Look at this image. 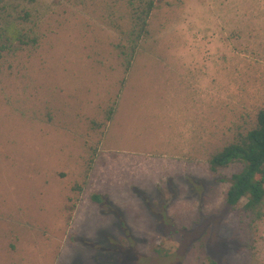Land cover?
<instances>
[{
    "label": "rangeland",
    "instance_id": "1",
    "mask_svg": "<svg viewBox=\"0 0 264 264\" xmlns=\"http://www.w3.org/2000/svg\"><path fill=\"white\" fill-rule=\"evenodd\" d=\"M6 4L0 264H264L209 162L264 107V0H156L129 68V0Z\"/></svg>",
    "mask_w": 264,
    "mask_h": 264
},
{
    "label": "trees",
    "instance_id": "2",
    "mask_svg": "<svg viewBox=\"0 0 264 264\" xmlns=\"http://www.w3.org/2000/svg\"><path fill=\"white\" fill-rule=\"evenodd\" d=\"M129 5L132 10L131 27L127 32V43L121 46L128 68L139 42L149 34V17L156 7V0H129ZM6 10V0H0V41L5 37L6 42L10 43L34 42L36 38L27 40L29 36L17 27L15 21L9 19L11 14L6 13ZM23 16L29 18V12L24 10ZM21 17L19 15L18 18ZM113 112L112 109L110 115ZM209 162L213 171L234 163L242 166L229 177H222V180L229 183L224 204L229 209L238 211L241 216L250 218L251 223L261 219L264 205V107L258 110L255 124L245 131L238 132L233 140L211 153ZM92 199L100 202L101 195L94 193ZM166 225L174 229L171 232L178 233L181 230L174 221ZM201 244L205 246L207 241L203 240ZM154 251L158 255L164 253V256L169 253V250L157 244ZM209 264H221V261L210 253Z\"/></svg>",
    "mask_w": 264,
    "mask_h": 264
}]
</instances>
